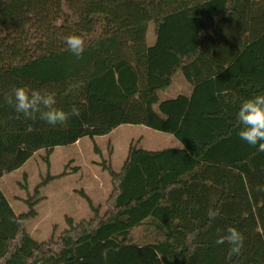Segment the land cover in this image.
Wrapping results in <instances>:
<instances>
[{"label":"trees","instance_id":"1","mask_svg":"<svg viewBox=\"0 0 264 264\" xmlns=\"http://www.w3.org/2000/svg\"><path fill=\"white\" fill-rule=\"evenodd\" d=\"M71 34L84 40L80 58L67 50ZM18 86L53 91L55 107L79 115L55 127L24 119L4 103ZM258 93L264 0H0V264H264V152L240 139L237 119ZM122 126L177 146H130L103 205L90 202L92 218L32 240L36 200L18 215L1 180L20 200V175L28 181L37 158L49 166L56 148ZM62 133H74L65 145ZM31 134L50 147L26 161ZM45 177L35 196L59 176ZM209 209H219L215 220ZM228 227L245 236L239 256L215 243Z\"/></svg>","mask_w":264,"mask_h":264},{"label":"rangeland","instance_id":"2","mask_svg":"<svg viewBox=\"0 0 264 264\" xmlns=\"http://www.w3.org/2000/svg\"><path fill=\"white\" fill-rule=\"evenodd\" d=\"M73 134H61L64 145L65 140L69 141ZM46 142V137L29 135L27 145L32 148V154L26 157V161L36 153L43 154L42 150L50 147ZM21 144H25L20 149L23 155L26 154L27 145L23 141ZM132 145L155 152L175 147L177 143L171 136L157 134L145 126H122L105 137L93 141L82 139L75 147L67 146L55 151L49 158V166L42 158H37L30 166L32 177L23 181L20 175L19 185L24 187L22 194L16 196L20 200L14 199L13 193L16 191L11 188V178L2 181L1 187L10 191V204L18 215L30 212L24 201L29 197L36 200L33 208L35 217L25 224L30 238L37 243H44L57 238L67 228V218L75 222L92 218L90 202L95 207L103 205L111 190L109 171H120ZM46 175L59 177L43 185L35 196L36 186L43 183Z\"/></svg>","mask_w":264,"mask_h":264},{"label":"clouds","instance_id":"3","mask_svg":"<svg viewBox=\"0 0 264 264\" xmlns=\"http://www.w3.org/2000/svg\"><path fill=\"white\" fill-rule=\"evenodd\" d=\"M67 50L76 58H80L85 51L84 40L80 35L71 34L65 38ZM55 92L32 90L27 86H18L9 93L4 94V103L14 108L24 119L45 121L55 127L66 125L70 116H78L79 111L75 108L66 112L55 107ZM19 118V116L17 117ZM240 124L238 136L248 145L257 147L258 151L264 152V93H258L243 100L237 112ZM258 191H264V186H257ZM209 221L215 220L219 215V209L208 210ZM245 236L236 227H228L224 234L218 231L215 243L222 245L228 243L229 257L242 253Z\"/></svg>","mask_w":264,"mask_h":264},{"label":"crops","instance_id":"4","mask_svg":"<svg viewBox=\"0 0 264 264\" xmlns=\"http://www.w3.org/2000/svg\"><path fill=\"white\" fill-rule=\"evenodd\" d=\"M157 134H163V133H158V132H156ZM163 135H166V134H163ZM77 142H79V141H77ZM77 142L74 144V145H72L73 147H75V145L77 144ZM72 146H69V147H72ZM65 147H67V146H65ZM61 148L63 149V147H58L57 149H55V151H58V150H61ZM54 151V152H55ZM151 152V151H150ZM155 152H159V151H155ZM27 163V162H26ZM19 177H17L16 179H18ZM5 179H2L1 180V182L2 181H4Z\"/></svg>","mask_w":264,"mask_h":264}]
</instances>
